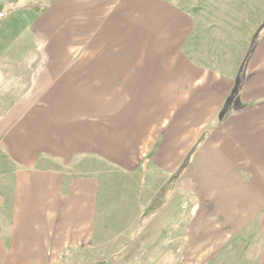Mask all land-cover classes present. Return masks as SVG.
<instances>
[{
	"label": "crops",
	"instance_id": "crops-1",
	"mask_svg": "<svg viewBox=\"0 0 264 264\" xmlns=\"http://www.w3.org/2000/svg\"><path fill=\"white\" fill-rule=\"evenodd\" d=\"M72 2L53 0L38 15L40 56L17 79L30 86L0 117V155L10 160L0 175V264H182L189 218L175 208L190 197L192 219L232 230L257 220L264 246V190L253 181L256 169L264 177V94L243 100L247 66L236 103L204 132L221 91L196 87L205 73L184 52L196 27L182 9L84 0L79 13ZM88 160L118 178L167 174L170 187L148 211L155 187L140 182L116 198Z\"/></svg>",
	"mask_w": 264,
	"mask_h": 264
},
{
	"label": "rangeland",
	"instance_id": "rangeland-1",
	"mask_svg": "<svg viewBox=\"0 0 264 264\" xmlns=\"http://www.w3.org/2000/svg\"><path fill=\"white\" fill-rule=\"evenodd\" d=\"M52 1L0 0V117L5 108L19 98L17 95L30 86L29 81L17 79L19 76L29 78L31 72L35 70V59L40 56L36 49L40 41L36 36L38 15L49 11ZM75 1L72 3H77L76 8L80 13L79 10L83 11L85 2ZM171 1L185 12L187 19L193 21L192 26L196 27L194 33L186 40L184 48V52L194 55L190 60L205 73V79L196 84V87L212 89L215 85V89L221 91L222 104L220 108L216 107L218 112L206 115V122L202 127L205 132L212 121L217 122L221 117L223 118L233 97L237 98V95L243 91L242 78L246 75V66L248 79L244 86L243 100L250 104L255 102L256 92L264 94V0ZM236 101L237 99H233L232 105ZM212 106L215 107L213 104ZM260 126L263 129V125ZM260 126L256 122L253 131ZM8 161L10 160L6 156L0 155L1 176L10 168ZM86 165L91 171L102 176L107 190L113 192L116 198L121 193L128 196L133 194L132 188H135L136 192L140 182L141 188H144L146 183L148 188L155 187L154 191L157 193L149 196L150 203L146 209L148 211L158 206L164 199L172 178L165 174V177L151 179L150 174L144 176L143 173L142 176L134 179L126 176L118 178L113 177L111 172H108L111 175L108 178L107 169L98 161L88 160ZM244 165L240 164L242 167ZM235 169L238 173L246 172L242 169L240 171L237 167ZM256 173L257 176L253 177V181H258L259 189L256 193H259L264 190V177L257 169ZM111 183L117 187L112 186ZM140 200L145 202V199ZM189 200L193 199L190 197ZM190 201L185 204L187 209L184 204L183 208H175L178 216L181 213L184 218V214L188 211L189 218L188 250L185 251L182 264H264L261 226L257 220L251 223L248 221L232 230L229 226L223 225V221L214 217L192 219ZM183 228L184 224L181 226L182 231ZM128 260V258L122 259L120 264ZM130 260L133 264L139 258L134 257ZM157 260L158 264L164 262L159 258ZM116 262L117 260L114 259V263ZM171 264H180V262L177 263V259H172Z\"/></svg>",
	"mask_w": 264,
	"mask_h": 264
}]
</instances>
